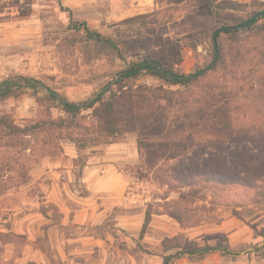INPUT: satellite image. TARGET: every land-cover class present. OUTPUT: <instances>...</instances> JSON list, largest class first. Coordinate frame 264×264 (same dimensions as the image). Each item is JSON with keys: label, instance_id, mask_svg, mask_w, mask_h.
<instances>
[{"label": "rangeland", "instance_id": "374dc122", "mask_svg": "<svg viewBox=\"0 0 264 264\" xmlns=\"http://www.w3.org/2000/svg\"><path fill=\"white\" fill-rule=\"evenodd\" d=\"M207 1L0 0V83L9 77L24 75L42 81L70 101L86 100L113 81L123 62L111 53L92 52L84 34L70 29V21L86 22L92 30L110 36L117 24L150 14V18L139 20L137 26L144 23L152 27L151 23L157 20L160 24L157 33L180 43L171 55L175 67L186 74L206 70L216 58L214 34L223 29L224 24L243 26L246 19L264 10V0H213L228 9L221 11L218 17L224 24L216 26L214 31H205ZM238 38L242 47L233 44L236 39L223 32L217 39L225 53L231 47L241 50L247 60L243 65L245 74L249 69L255 72L253 69L260 66L264 70V58L249 52L253 49L252 43L259 44L261 53L264 50V19L257 21L251 30L242 31ZM235 55L225 65L228 70L236 62ZM253 77L255 80L257 75ZM247 78L246 82L234 84L248 90L251 77ZM228 79L222 80L226 89ZM255 90L258 92L241 93L233 103L237 134L250 142L226 147L224 151L207 149L198 157L190 154L155 173L147 170L140 157L134 133L126 134L116 143L91 146L80 152L70 141H60V148L52 156H33L28 152L23 161L24 169H13L9 163L0 164L4 170L0 175V219L8 217L6 209L12 206L6 195L13 192L11 199L17 206H23L22 202L27 200L26 208L32 210L35 227L49 221L57 230H63L61 209L48 201L52 180L42 176L44 169L53 167L58 172L64 171L59 180L65 186L59 196L70 213L78 209L80 199H87V206L95 210L97 217L81 229L71 224L65 227L67 239L73 240L71 245L68 242L63 245L70 264H162L165 246L182 244L204 248L228 240L218 231V225L230 217L242 221L252 234V241L234 246L235 257L219 253L204 258L186 256L175 264H264V85ZM41 112L31 93L0 102V118L7 114L21 128L45 120ZM51 114L54 119L63 117L58 109H52ZM19 150L18 147L6 151L0 147V154ZM66 150L74 152V157L68 156ZM91 165L107 170L106 181L110 188L96 193L87 188L83 172ZM168 165H174L171 173L175 178L199 172L210 175L218 170L239 182L224 186L213 180L176 182L168 174ZM213 175L214 178L219 176ZM13 184L14 187L7 189ZM81 234L92 237L89 245L79 247L77 241L74 242ZM49 235L38 237L32 233V248L41 252H27L31 262L62 264L57 251V241L62 245L60 236L55 230L49 231ZM4 236V242L0 240V264L11 261L22 264L24 260L20 258L28 243L26 237ZM8 244L9 247H4ZM77 249L82 250L78 253ZM175 252L177 250L168 254Z\"/></svg>", "mask_w": 264, "mask_h": 264}, {"label": "trees", "instance_id": "16d2710c", "mask_svg": "<svg viewBox=\"0 0 264 264\" xmlns=\"http://www.w3.org/2000/svg\"><path fill=\"white\" fill-rule=\"evenodd\" d=\"M206 6L205 31H214L216 26L224 24L218 17L221 11L228 8L213 0H208ZM151 16L152 14L141 15L123 21L116 25L114 34L110 36L92 30L86 22L70 21V29L84 34L85 42L93 49L92 52L111 53L123 62L113 81L103 85L86 100L70 101L42 81L24 75L3 80L0 83V102L31 93L36 97L42 108L41 114L46 119L21 128L4 114L0 118V142L4 144L0 147L6 151L18 147L20 150L18 153L0 154V164L9 163L13 169H24L26 165L23 161H26L28 152L33 156H52L60 148V141H70L77 152H80L91 146L116 143L126 134L134 133L137 135L140 157L147 170L155 173L161 171L162 167L165 169L166 164L184 159L190 154L198 157L207 149L224 151L226 147L250 142L237 134L233 117L236 108L233 103L241 93L248 95L264 85V70L260 69L262 66L253 69L255 72L249 69L245 74V55L241 54L240 49L232 47L225 53L223 45L217 39V46L213 40L214 51L218 53L217 65L207 72L201 69L186 74L172 62L171 55L180 47V43L159 35L157 27L160 24L157 20L151 23L152 27L144 23L137 26L139 20ZM249 19L243 22L244 28L237 24L223 25V33L235 38L233 44L239 47L242 46L238 35L254 28L255 23L244 26ZM251 45L253 49H249V52L264 58V50L260 52L259 44ZM233 54H236V62L228 70L225 65L229 64V58L233 59ZM254 75H257L255 80ZM248 76L251 77V87L248 90L239 89L234 84L246 82ZM225 77H229L230 81L227 89L222 84ZM145 79H151L152 82ZM52 109H58L63 117L54 119ZM173 166L168 165V174L176 182L184 183L185 179L196 183L213 180L223 186L239 182L218 170L213 173L219 175L217 178L213 174L200 172L175 178L171 173ZM3 171L0 167V175ZM14 186L15 184L7 186V189ZM146 227L147 223L142 232ZM4 238V234H1L2 242ZM8 240L11 241L10 238ZM173 250L177 252L168 254ZM164 252L162 264H175L179 258L186 256L204 258L213 253L235 257L228 240L204 248L174 244L165 246ZM6 264L13 263L11 261Z\"/></svg>", "mask_w": 264, "mask_h": 264}, {"label": "crops", "instance_id": "0c3cea01", "mask_svg": "<svg viewBox=\"0 0 264 264\" xmlns=\"http://www.w3.org/2000/svg\"><path fill=\"white\" fill-rule=\"evenodd\" d=\"M76 153V152H75ZM66 154L70 157H74V152H71V150H66ZM103 167L107 168L106 165ZM101 166H87L86 169L83 172L84 175V182L86 183V186L89 190L93 191V193H96L97 191H101V189H108L110 188L109 182L106 181V171L100 170ZM44 174L42 173V176H46L45 180L51 179L52 182L49 185V195H48V201L56 206H58L61 209V212L63 214L62 216V223L61 226L63 227V230H57V226H52V224H49L51 222L46 221V223L39 225L37 227L34 226V218L32 215V210L27 209V200L24 199L23 206L20 207L17 206V203L14 199H11V195L13 192H9L8 196L9 198H6L8 202L11 204V208L6 209L7 210V216L4 219H0V233L3 234H12L15 236H25L27 240L26 249L24 250V255L20 258V260H24L22 264H27L31 262L30 255H27V252L29 254L41 252L40 249H33V243H32V233H36L38 237L44 235L46 237H49V231L51 233L55 230L56 234L60 236V241L62 245H59V242L57 241L58 245V253L60 255V258L62 259V264H70L68 262V256L65 254L63 245H66V242H68L70 245L72 244V239L68 240L66 236V229L65 227L68 225H75L78 226V229H81L85 225H90L96 217V212L93 208H91L89 205V202L87 199L83 200L80 199V202H78V209L75 210V213H70V208L68 205H66L62 197L59 196L60 190L63 186H65V183H62L59 179L64 173V171H56L55 168H47L44 169ZM43 184V183H42ZM39 183V185H42ZM29 187V186H27ZM1 199V198H0ZM14 204V206L12 205ZM47 226V227H46ZM43 227V228H42ZM218 231L228 239V243L230 245V248L233 250L234 246H238L243 243H248L249 241H252V234L250 230L247 228V226L240 220H237L234 217L226 218L224 221H222L218 225ZM48 232V234H47ZM61 232V233H60ZM81 237L79 239L74 240L77 241V245H89L88 242L92 240V237L89 236V234H81ZM9 247V244L4 247ZM81 246V245H80ZM79 246V247H80ZM0 247H1V241H0ZM2 248V247H1ZM82 249H77L76 252L79 253ZM215 254V253H213ZM9 261V260H8Z\"/></svg>", "mask_w": 264, "mask_h": 264}, {"label": "water", "instance_id": "95a60500", "mask_svg": "<svg viewBox=\"0 0 264 264\" xmlns=\"http://www.w3.org/2000/svg\"><path fill=\"white\" fill-rule=\"evenodd\" d=\"M264 18V11L258 12L257 14H255L249 21L246 22V24L244 26H250L254 23H256L257 21H259L260 19ZM243 27V26H242ZM223 32V29L218 30L215 34H214V42H215V46H217V38L220 35V33ZM217 57H218V53L216 51V58L214 60V62L211 64V66L206 69L204 72H207L209 69H211L212 67H214V65L217 62ZM112 84V83H111Z\"/></svg>", "mask_w": 264, "mask_h": 264}]
</instances>
